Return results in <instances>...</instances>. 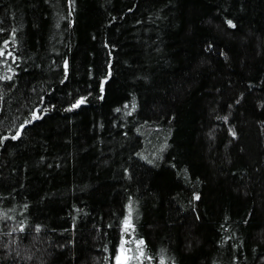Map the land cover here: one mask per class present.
<instances>
[{"label":"trees","instance_id":"trees-1","mask_svg":"<svg viewBox=\"0 0 264 264\" xmlns=\"http://www.w3.org/2000/svg\"><path fill=\"white\" fill-rule=\"evenodd\" d=\"M0 50V264H264V0H0Z\"/></svg>","mask_w":264,"mask_h":264},{"label":"snow or ice","instance_id":"snow-or-ice-1","mask_svg":"<svg viewBox=\"0 0 264 264\" xmlns=\"http://www.w3.org/2000/svg\"><path fill=\"white\" fill-rule=\"evenodd\" d=\"M228 23H229L230 26L235 27V25H232L231 21H229ZM6 47H7V44H5V48ZM3 55H4V52L2 50H0V56H3ZM9 55H11V54L9 53ZM65 67H67V63L66 62H65ZM8 71L9 72H12L11 67H9ZM0 79L11 80L12 79V76L11 75L0 76ZM83 103H84V100L81 99L75 105H73V107L74 108L75 107H79L80 104H83ZM39 118L40 117H38L37 115H35V114L33 115V119H39ZM233 135H235V133H233ZM19 136H20V132L18 131L16 133V135L12 136L11 138L12 139H17V138H19ZM3 139H7V137H4ZM2 142H3V140L0 139V143H2ZM197 199H199V197H197ZM130 217H131V208L129 210V218L124 221V225H123V230H124L125 233H128L129 230L132 228V223H131ZM22 230L23 229H21V231ZM136 244H137L136 251H137L138 255H136L135 257L126 256L125 255L123 258L121 257V255H118L117 256V262H116V264H127V262L129 260H132V259H136L138 261H141L142 258H144V259H151L150 257H146L145 256L144 249H143L144 241H142V240L137 241ZM129 251H131V249H125L124 248V244L122 243L121 244V249H120L121 254H124V253L129 252ZM160 264H164V260L163 259H161Z\"/></svg>","mask_w":264,"mask_h":264},{"label":"rangeland","instance_id":"rangeland-1","mask_svg":"<svg viewBox=\"0 0 264 264\" xmlns=\"http://www.w3.org/2000/svg\"><path fill=\"white\" fill-rule=\"evenodd\" d=\"M123 244H124V248H125V249H128V248L126 247V241H124ZM120 249H121V247H120ZM118 255H121V257L123 258L125 255H126V256H129V252H126V253H124V254H121V252H120V250H119Z\"/></svg>","mask_w":264,"mask_h":264}]
</instances>
